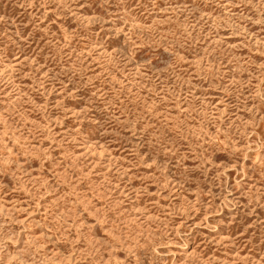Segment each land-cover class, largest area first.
Listing matches in <instances>:
<instances>
[{"label": "rangeland", "instance_id": "1", "mask_svg": "<svg viewBox=\"0 0 264 264\" xmlns=\"http://www.w3.org/2000/svg\"><path fill=\"white\" fill-rule=\"evenodd\" d=\"M0 264H264V0H0Z\"/></svg>", "mask_w": 264, "mask_h": 264}]
</instances>
